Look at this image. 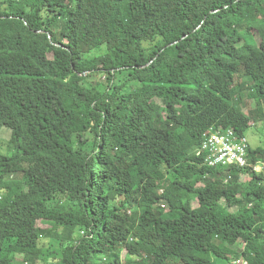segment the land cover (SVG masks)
<instances>
[{
  "label": "trees",
  "instance_id": "trees-1",
  "mask_svg": "<svg viewBox=\"0 0 264 264\" xmlns=\"http://www.w3.org/2000/svg\"><path fill=\"white\" fill-rule=\"evenodd\" d=\"M239 77L264 125V0H0V264H264V146L201 150Z\"/></svg>",
  "mask_w": 264,
  "mask_h": 264
},
{
  "label": "rangeland",
  "instance_id": "rangeland-1",
  "mask_svg": "<svg viewBox=\"0 0 264 264\" xmlns=\"http://www.w3.org/2000/svg\"><path fill=\"white\" fill-rule=\"evenodd\" d=\"M96 52L95 54L100 53ZM98 81H105V79H98ZM249 80L243 78V77H239L236 78L235 80V91H238V95L235 94V97L232 99V103L233 105L238 108L241 109L242 112L244 113H249L250 111H253L254 115H253V119L251 121V125L250 128L246 131L245 136L247 138L248 141V145L251 148H257L259 146H264V125L262 124L261 121H255L254 119L256 118H261L260 113H258L255 108L257 107L256 104L254 103L253 99L248 98L247 93H244L243 90H247V85H248ZM243 86V89H241L240 87ZM138 86L137 82H132L131 83V87H135ZM58 92L65 97H69L70 92L67 88L65 87H60L58 89ZM10 136L9 130L6 127H2L0 129V153L3 155H7L10 156L12 154V151L8 148L7 146V142H8V138ZM260 167H256V170H259ZM241 179L247 180L249 179V176L244 174L241 176ZM192 206L195 207L197 206V202L192 201ZM165 211L167 212V206L165 208ZM39 226L45 229L48 228H52L55 230V228L51 227V224L46 223V222H42L39 221L38 222ZM243 247V244L238 243L234 246L235 249L239 250ZM126 252L125 251H121V258L123 259L125 257ZM42 258V257H41ZM15 263L14 264H22L23 263V256L22 255H16L15 256ZM39 264H46L47 262V257H43L41 260L38 261ZM235 262L237 264H242V259L239 258L237 260H235Z\"/></svg>",
  "mask_w": 264,
  "mask_h": 264
},
{
  "label": "built area",
  "instance_id": "built-area-1",
  "mask_svg": "<svg viewBox=\"0 0 264 264\" xmlns=\"http://www.w3.org/2000/svg\"><path fill=\"white\" fill-rule=\"evenodd\" d=\"M248 141L233 129L210 128L203 134L201 150L205 153L208 166H228L246 164ZM164 207V204H162Z\"/></svg>",
  "mask_w": 264,
  "mask_h": 264
}]
</instances>
